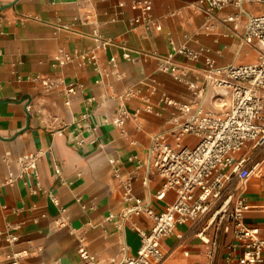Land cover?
<instances>
[{
	"label": "crops",
	"instance_id": "obj_1",
	"mask_svg": "<svg viewBox=\"0 0 264 264\" xmlns=\"http://www.w3.org/2000/svg\"><path fill=\"white\" fill-rule=\"evenodd\" d=\"M141 1L0 0V264L19 251L27 254L18 264H82L80 243L100 264L134 255L138 229H149L151 219L132 215L119 226L116 214L133 204L124 197L125 182L156 212L175 199L171 189L157 197L162 180L147 168L151 137L160 133L176 146L173 120L186 118L167 100H196L189 84L202 86L206 56L217 65L258 60L256 40L243 39L245 18L236 30L225 20L235 8L208 14L197 0H148L151 9L142 15L132 8ZM242 4L252 15L264 12L263 2ZM172 45L200 51L196 61L175 56L187 69L183 81L159 71L152 55H166ZM83 52L94 53L95 61L76 55ZM62 54L72 60L58 64ZM47 79L63 81L48 90L42 83ZM70 83L73 93L67 91ZM128 89L133 95L123 103L130 113L138 110L137 118L120 128L112 119ZM229 101L228 90L210 88L202 107L219 113ZM197 142L186 135L181 145ZM36 150L42 154L35 170L18 177V159ZM236 156L256 164L241 189L249 205L244 222L264 238V147L248 141ZM11 174L16 180L2 183ZM111 213L116 217L108 219ZM213 222L207 214L178 224L160 241L162 264H237L241 249L232 247L231 231ZM7 231L17 234L15 243L7 241Z\"/></svg>",
	"mask_w": 264,
	"mask_h": 264
},
{
	"label": "built area",
	"instance_id": "obj_2",
	"mask_svg": "<svg viewBox=\"0 0 264 264\" xmlns=\"http://www.w3.org/2000/svg\"><path fill=\"white\" fill-rule=\"evenodd\" d=\"M197 1L208 14L225 7L235 8L237 11L228 14L225 20L231 22L233 29L236 30L241 17L245 18L243 39L256 40L260 48L258 60L254 63L233 62L217 65L206 56L202 86L189 84L196 100L193 103L167 100L177 110L186 114V118L182 121L173 120L172 135L176 146L165 142L160 133L151 137L147 168L152 167L162 180L157 197L162 198L166 190L171 189L175 192V199L164 210L156 212L148 202L135 198L131 194L130 182H125L124 197L126 200H132L133 204L116 214L119 226H122L130 216L140 214H145L151 219V226L147 230L138 229L140 245L134 255L125 256L108 264H162L164 254L160 248L161 239L171 234L178 224L192 222L207 214L213 219L218 216L217 226L226 232L231 231L234 239L232 247L241 249V255L236 258L237 264H264V238L259 236L258 228L248 226L244 222V214L249 205L241 191L256 169V164L249 166L246 157L236 156L248 141L253 142V147H264V12L257 15L248 13L243 8V0ZM256 1L264 3V0ZM132 8H140L142 15H145L150 11L151 4L148 0H142L134 3ZM156 28L160 29V26ZM95 36L100 37L96 31ZM108 43L103 41L101 44L105 46ZM76 55L92 61L96 58L92 52ZM152 55L157 58L159 71L167 72L176 80L183 81L187 69L174 61L175 56L181 55L187 60L196 61L200 57V51L187 46L172 45L168 54L160 56L154 52ZM124 56L129 57V52L126 51ZM56 60L58 64L63 65L71 61L72 56L62 54ZM62 81L47 79L42 80V83L49 90ZM210 88L230 92L227 110L217 113L203 109L202 102ZM74 90V84L67 85L69 93H73ZM132 95L133 91L130 89L119 95L121 105L112 119L114 126L121 128L127 119L137 118L138 110L130 113L123 103ZM146 110L150 111V108ZM186 135L196 136L198 142L194 146H182L181 140ZM41 154V150H36L20 156L17 176L34 171ZM140 163L138 161V165ZM17 176L11 174L2 183H12ZM48 196L53 204L59 206L58 198L54 194L48 192ZM60 210L62 213L65 211L62 207ZM107 217L113 219L116 216L111 213ZM6 239L13 244L18 240V236L7 231ZM201 239L205 243L209 242L204 237ZM26 254L25 251L12 253L8 264H18L19 259ZM78 254L82 264H100L96 255L82 243L78 245ZM228 258L232 257L228 255Z\"/></svg>",
	"mask_w": 264,
	"mask_h": 264
},
{
	"label": "rangeland",
	"instance_id": "obj_3",
	"mask_svg": "<svg viewBox=\"0 0 264 264\" xmlns=\"http://www.w3.org/2000/svg\"><path fill=\"white\" fill-rule=\"evenodd\" d=\"M217 221H218V216H216L215 218H214V224H217Z\"/></svg>",
	"mask_w": 264,
	"mask_h": 264
}]
</instances>
